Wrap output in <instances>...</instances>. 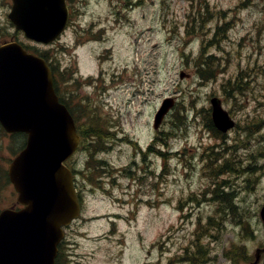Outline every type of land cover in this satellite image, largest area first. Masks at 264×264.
<instances>
[{"label": "rangeland", "instance_id": "374dc122", "mask_svg": "<svg viewBox=\"0 0 264 264\" xmlns=\"http://www.w3.org/2000/svg\"><path fill=\"white\" fill-rule=\"evenodd\" d=\"M191 1L148 0L132 16L136 29L114 20L101 43L46 51L64 73L75 115L111 134L96 159L124 168L117 183L100 170L84 184L82 216L68 232L75 264H204L194 251L199 235H212L201 247L215 259L209 264H247L264 246V0H208L213 21L186 36L183 25L199 6ZM207 56L213 76L203 79ZM212 97L237 123L224 139L206 128ZM168 98L175 107L155 131ZM18 144L0 137L3 166ZM88 157L80 152L75 162ZM216 177L234 187L235 211L206 195ZM16 199L11 185L0 189V209Z\"/></svg>", "mask_w": 264, "mask_h": 264}, {"label": "water", "instance_id": "95a60500", "mask_svg": "<svg viewBox=\"0 0 264 264\" xmlns=\"http://www.w3.org/2000/svg\"><path fill=\"white\" fill-rule=\"evenodd\" d=\"M47 29L40 24L37 33ZM171 104H164L158 124ZM212 104L215 126L223 132L233 128L235 122L221 102L214 99ZM0 121L9 132L30 135L28 147L10 167L25 208L0 214V264H55L62 227L79 215L71 174L63 164L79 138L71 116L57 101L45 61L17 46L0 48ZM262 253L264 249L257 252L253 264Z\"/></svg>", "mask_w": 264, "mask_h": 264}, {"label": "flooded vegetation", "instance_id": "af4514ba", "mask_svg": "<svg viewBox=\"0 0 264 264\" xmlns=\"http://www.w3.org/2000/svg\"><path fill=\"white\" fill-rule=\"evenodd\" d=\"M69 8V25L73 26V17L80 14V7L86 8L81 0H66ZM26 9L35 8L36 5L46 8V1L25 0ZM14 11V0H0V46L9 43H18L26 49H32L34 52L44 48L43 45L37 44L26 37V34L18 30L10 16ZM86 13H89L86 10ZM70 28V27H69ZM69 30V29H68Z\"/></svg>", "mask_w": 264, "mask_h": 264}, {"label": "trees", "instance_id": "16d2710c", "mask_svg": "<svg viewBox=\"0 0 264 264\" xmlns=\"http://www.w3.org/2000/svg\"><path fill=\"white\" fill-rule=\"evenodd\" d=\"M233 88H234V85H233ZM211 127H212V125H211ZM212 130H213V132L215 133V134H217V132L212 128ZM84 136L86 137L87 135H85L84 134ZM235 208V207H234ZM244 259V261L245 262H248L249 260H251L249 257H245V258H243Z\"/></svg>", "mask_w": 264, "mask_h": 264}]
</instances>
